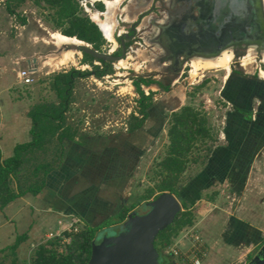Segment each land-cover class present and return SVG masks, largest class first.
<instances>
[{"label": "rangeland", "instance_id": "1", "mask_svg": "<svg viewBox=\"0 0 264 264\" xmlns=\"http://www.w3.org/2000/svg\"><path fill=\"white\" fill-rule=\"evenodd\" d=\"M72 1L76 3V12L81 16L87 15L81 6L83 2L86 3L87 7L89 6L91 18L92 14L96 11L103 13L106 10L105 0H103L102 3L99 0L93 1L92 6L88 4L90 0ZM153 2L154 0H118V4H116L112 11L115 24V28L112 32L113 40L107 41L104 39V43L100 46L99 50L104 52L109 49L118 50L119 43L118 40H116V33L119 31H127L129 22L136 19L137 13L147 9ZM99 4H101V9L97 7ZM9 5H11V3ZM103 6H105V8L102 10ZM154 6L153 11L143 16L140 20L138 24L140 32L137 31L132 39L124 41V54L122 59H119L122 60L124 64L117 67L119 60L106 62L109 71L101 76H96L94 72L101 68L97 60L84 56L83 53L78 52L74 47L67 48L56 46L53 43L52 35L54 33L62 34L60 32L62 26L56 24L57 14L54 12V7H50L44 0H23L19 5L13 7L12 12H10L6 10V0H0V60L4 63H8L11 62V60L18 59L16 64H14L16 66H7L9 68V76L12 78V87L10 90L16 94V98L25 100L24 107L26 111L32 113L36 110V107L40 106L41 112L49 114L54 110V107H56L55 109L61 108L60 102L63 99L57 96L55 91L51 88L54 82L53 77L57 74L70 71L71 69L88 72L86 76L73 77L71 87L68 89L67 94L68 103L61 115L60 129L57 130V132L52 131L50 126H48L49 123L47 124L48 120H46V125L42 130L45 134L44 141L39 147L24 152L23 162L19 170L16 172L15 177H11L9 180V186H11V188L15 189L16 182L24 186L27 181L31 180L33 177H40L42 174V167L39 168L35 175L32 174V168L37 164H45L46 166L54 167L56 164L58 165L59 162H61V164L63 162V167L66 168V170L63 171L62 176H66V171L72 172L75 170V167L70 165V160L68 159L65 163L63 159L61 160V153L59 154V151L61 152V146L64 145L62 142L65 141V138L61 139L60 145L57 140V135L59 132H69L73 133L76 139L87 136V139L92 140V142L90 140L89 142L92 143L93 147L96 146V144H103V146H105L104 150H102V148H99L100 150L94 149L95 156L107 157L109 155L108 159H110V156L113 154L114 156L117 153L121 154L120 148L124 149H121L122 152H125V157L129 158L126 161L128 164L126 166L127 169H123L120 172L117 168H113L112 171V173L120 172L118 174L119 176H117L120 182L126 177V180L124 179V189H121L119 193L122 195L126 192L127 197L125 200L120 199L119 203L122 201L127 204V206L135 205L133 210H143L144 207H141L142 204L145 201L153 199L154 196L159 193L156 189H153L150 197L144 199L146 189L151 188L158 178V176H155L153 173L156 170L155 165L163 155L167 144L166 130L170 124L171 112L177 110L182 105H189L200 114L205 115L206 125L211 133V138L205 140L204 143H202L203 141H196L191 148V155L189 158H192V161L187 163L186 169L179 177L181 187L178 190L179 195L176 197L178 199L185 198L186 202H188V206L192 205V214H194L193 211L195 209H202V200L204 201L205 196L203 195L204 192H202L201 186L194 184L193 187H191L193 197H189L187 191L183 189L187 185L191 186L194 177L202 173L204 163L211 156V152L207 153L206 151L208 148H210L211 151V149L218 145L231 143L228 139L224 138V134H221V137L224 139L220 140L218 137L221 131H223L222 126L224 119L227 121V117L230 118L229 114L232 112V98H230L232 94L221 93L220 89L223 85L222 80L228 77L230 73L227 74L226 69L223 67H210L201 68L196 74L192 75L191 70H193V63L191 60L188 65L189 60H187L186 64L182 66V69L176 76L168 77L167 74H163L162 68L166 67L168 62L166 61L167 59H158V57L164 52V48L160 44L151 43L150 40H148L154 32H157V24L160 25L161 22L165 20V18H162V16L165 15L164 11H162L161 8H157V3H154ZM86 17H88V15ZM122 18L124 20H122ZM151 19L153 22H151ZM251 48H253V46ZM248 49L247 47L246 51V49L242 48L235 52L232 55V61L230 63L233 73L237 76V86L240 89L238 94L240 95L242 93L245 95L246 91L249 92V96L244 98V100L247 101L250 100L251 95V97H253L257 96V94L259 96L264 94L262 91L264 73L260 72V77L257 76V69H262L261 71L264 72V61H262L264 51L251 50L249 52ZM66 51L71 52L73 61H69L58 67L54 66ZM31 59H34L35 65L33 67L36 69L33 75V81L27 86L21 85L14 76L15 70H13L14 68L12 69V67L25 66L27 61L29 63ZM238 62H243V64L239 65ZM136 75L153 77L155 83L157 81L160 85L157 84L156 86V84H150L149 86L142 87L146 92L149 91V88H152L151 105L146 109L147 117L143 122V127L128 133V131H126L128 125L133 121L134 117H139L135 101L137 94L131 81ZM253 84H256V88H254ZM162 85L167 86V88L163 90ZM220 95L222 100L219 98ZM241 102H243V100ZM245 104L246 102H243L242 106ZM254 105L251 104L248 105V107L252 108ZM247 111L248 109L246 106L242 108V114L235 115L238 116V118L243 117L242 119L240 118L243 125H237L241 128L244 126H255V129L259 130L257 132L261 133L264 128V106L260 114L257 112V114L261 116V122L259 123L251 124L247 122V120H245L248 119V117L245 118L248 116ZM224 116L226 117L224 118ZM229 123H232L231 120H229ZM235 126L233 127L234 132ZM231 133L234 135L233 131H231ZM230 137L232 138V136ZM146 145H150V147ZM259 146L260 145H258L257 148H259ZM115 148L117 150H114ZM253 151L246 152V154L243 155L244 158H246L248 154H251L250 158L256 157L254 154L256 150L254 149ZM89 153H91L89 157L95 160L92 152ZM65 157H68V155L66 154ZM118 158L119 156L116 157V160ZM215 158L217 160L219 159L217 156H215ZM119 163H121V160L116 162L117 165H119ZM123 163L125 162L123 161ZM80 164L78 168L81 167L83 169L84 164ZM101 167L103 168L104 164H102ZM119 168L122 169V164ZM254 168L256 169H253L254 172L250 174L258 179L253 177H251V179L257 180L259 184L256 185V187L250 186V192L252 193V198L258 200L256 202L261 206L260 211L262 213V211L264 212V156L260 158L259 162L255 163ZM107 169L108 168L104 167L105 171ZM83 177V175H76L72 181L77 183L78 179ZM199 181H202V178L199 179ZM126 182L129 183L126 184ZM203 182L202 184H206L205 180ZM221 182L222 181H213L215 184L210 185L217 189L213 191L211 195H206L211 199H217L220 207H223L227 205L225 192H220L218 196L216 194L219 192V189L222 188V185L228 187H230V185L228 181L222 182V185ZM64 189L66 190V188ZM115 189V184L111 185L112 192ZM233 191L234 190L230 192L232 193ZM64 193L67 194L66 191ZM194 203L196 204L193 206ZM205 207L207 208V206H203V208ZM82 228H84V225H82V222H79L77 230ZM181 229H183V227H181ZM179 231L170 234L169 240L170 242H177L178 247H180V244L183 247L184 243L186 244L187 242L184 239L182 240L179 236ZM46 233L47 232H44V234ZM198 237L200 243H202L201 237L199 235ZM161 239L162 238L158 235L154 237L152 242L158 254L157 259L159 264L191 263V261H187L190 262L187 263L178 257H173L174 259L170 261L171 259L167 258V253L164 249L159 247ZM40 241L43 242V239ZM60 242L61 243L56 246V249L58 251H64L67 242H63L61 239ZM28 245L29 240H27V242L25 241V243L18 248V251H16L17 260L15 264H31L32 249L30 250V245L29 247ZM254 251L255 248L250 252V256H252ZM12 257L9 249L0 252V264H10ZM246 262L247 260L245 259L241 264H246Z\"/></svg>", "mask_w": 264, "mask_h": 264}, {"label": "crops", "instance_id": "2", "mask_svg": "<svg viewBox=\"0 0 264 264\" xmlns=\"http://www.w3.org/2000/svg\"><path fill=\"white\" fill-rule=\"evenodd\" d=\"M93 23L96 24L94 21ZM17 60H11L8 63L0 60V159L10 157L16 144L26 143L31 139V118L29 117L30 113L25 110V100L16 98V94L10 90L12 78L9 76L8 67L9 65L16 66L14 64ZM34 65V59H31L29 63L27 61L25 66L12 67V69L14 68L13 70L16 72L20 68ZM230 77L231 75L225 81L222 80V83ZM253 85L256 88V84ZM229 87L231 92L228 94H235L238 90V88L231 85ZM262 91L264 92V82ZM225 93L227 94V90H225ZM251 96L248 105L256 104L260 98L259 95ZM238 112L242 114L240 108ZM235 119L239 120L238 116H235ZM233 127L230 126L224 132V138L231 143L214 147L211 150V156L204 163L202 173L197 174L196 178L194 177L191 186L187 185L183 189L187 191L189 197H193L191 187L197 184V186H201L205 196L204 201L202 200V209L192 210L194 212L192 214V224L195 225L202 239L204 249L202 256H199L198 264H241L255 245L261 241V244L264 243V212L261 213V206L256 202L258 200L252 198L250 192V186L256 187L259 184L257 180L251 179V177L258 178L250 173L254 172L253 169H256L254 168L255 163L259 162L260 158L264 156V142L260 143L259 148L255 149L254 154L256 157L250 158L251 154H248L246 158H241L240 150L247 153L254 150L252 141L256 132L250 131L249 127L246 126L242 128L235 126L234 132ZM128 133L131 132L128 131ZM63 134H70L71 137L65 138V141L62 142L64 145L61 146L63 150L61 151L62 157L61 155L60 157L65 163L69 159L70 165L74 166L75 170L72 172L66 171V176H62L66 168L63 167V162L62 164L59 162L58 165L56 164L44 174L43 185L38 193L34 195L29 192L24 193L0 208V252L8 249V246L14 242L16 237H23L14 251L11 252L13 256L11 260L14 259V264L17 260L16 251L25 241L29 240L30 247L29 245L28 247L31 250L36 244L42 242L40 240H46L44 232L57 230L56 220L64 215L79 218L84 227L99 229L108 224L118 225L124 220L126 214L135 208V205L127 206L122 201L119 203L120 199L125 200L127 197L126 192L122 194L123 196L119 193L121 189H124L123 185L126 177H124L125 180L122 179V182L117 177L123 169H127L128 164L126 161L129 158H126V153L122 152L124 149L118 147L121 154L117 153L115 156L113 154L110 159H108L109 155L107 157L102 156V158L95 156L94 149L100 150L102 148L104 150L105 146L103 144H96L94 148L91 143L92 140L87 139V136L76 139L73 133L63 132ZM218 137L221 140V133ZM146 146L150 147V145ZM89 152H92L95 160L89 157V154H91ZM66 154L68 157H65ZM117 156L119 158L116 160ZM215 156L219 159L217 160ZM120 160L121 163L117 165L116 162ZM80 163L84 164L83 169L78 168L81 165ZM102 164L108 168L106 171L104 167H101ZM121 164L122 169L119 168ZM113 168H117L120 172L112 173ZM76 175H83L84 177L79 178L77 183H74L72 179ZM201 178L202 181H199ZM204 180L206 184H202ZM213 181L229 182L230 187L222 185L221 182L222 188L216 194L218 196L220 192H225L226 206L220 207L217 199H211L206 195H211L213 191H216L217 188L211 186L215 184ZM129 182H126V184ZM113 184H115L116 189L112 192L111 185ZM229 189L234 191L231 193ZM65 191L67 194L64 193ZM203 206H207V208H203ZM188 208L191 210L192 205ZM122 213L123 218L119 219ZM186 242L188 244L184 243L183 247L180 244L179 249L181 252L190 249L188 248L189 241L186 240Z\"/></svg>", "mask_w": 264, "mask_h": 264}, {"label": "trees", "instance_id": "3", "mask_svg": "<svg viewBox=\"0 0 264 264\" xmlns=\"http://www.w3.org/2000/svg\"><path fill=\"white\" fill-rule=\"evenodd\" d=\"M22 1L23 0H6V10L12 12L13 7L19 5ZM44 1L50 7H54V12L57 14L56 24H58V26H62L60 29L62 34L87 42L93 49L99 50L100 46L104 43V38L102 37L96 24L90 21L86 16H81L76 12V3H73L72 0ZM10 3L11 5H9ZM97 7L98 9H101L100 5ZM83 55L90 58L87 54ZM97 61L100 63L101 68L100 70H96L94 72L95 75L101 76L107 73L109 68L105 65L106 62H102L100 60ZM87 74L88 72L86 71L71 69L70 71L57 74L53 77L54 82L52 83L51 88L55 91L57 96L62 97L63 100L60 102L61 108L55 109L56 107H54V110L47 114L41 112L40 106L36 107V110L29 114V117L31 118L30 141L16 144L10 157L0 159V208L24 193L29 192L31 194H36L40 191L43 185V176L53 168L51 166H46L45 164L35 165L32 168V174L35 175L40 167H42V174L40 177H33L31 180L27 181L24 186H21L20 183L16 182L15 189H13L9 186V180L11 177H15L16 172L19 170V167L23 162L24 152L39 147L44 141L45 134L42 130L46 125V120H48L47 124L49 123L48 126H50L52 131L55 132L60 129L61 115L68 103L67 94L68 89L71 87L72 79L74 76L83 77ZM229 81L230 78L227 81L228 84ZM153 82L155 83V81L151 78L142 77H137L132 80L134 90L139 96L137 98V112L142 114V117L133 118V121L128 127L129 132L134 131L142 125L144 118L147 116L146 109L151 105L152 92L145 95L143 90L140 88V83L148 85ZM239 90L240 89L238 88L237 91ZM223 92L225 93V90ZM259 100L261 101V104L256 110L254 120L251 124L259 123L261 120V116H259V114L264 106V101L261 96ZM257 112H259V114H257ZM248 129L252 132H256L253 136L254 139L252 142L254 149H257L258 145L264 142V128L261 133L257 132L259 130H256L255 126H250ZM166 136L167 144L165 150L155 165L156 170L153 173L155 176L157 175L158 178L155 180L154 185L151 188L146 189L144 199L150 197L153 189H156L159 193L169 191L175 196L179 195L178 190L181 187L179 177L186 169L187 163L192 161V158H189L191 155V148L196 141H203L202 143H204L205 140L210 139L211 133L206 125L205 115L200 114L189 105H182L177 110L171 112L170 124L166 130ZM70 137V134L65 135L62 132L58 133L57 140L61 145L62 138ZM206 151L207 153L211 152L210 148ZM60 153L61 152L59 151V154ZM245 154V151L240 150L241 158H243V155ZM179 200L182 210L176 214L172 224L159 231L156 235H159V237L162 238L159 246L162 249L171 243L169 240L171 236L170 234H174L176 231H179L181 227L192 224V212L188 208V202H186L185 198H180ZM122 218L123 213L120 215L119 219ZM96 230L97 229L95 227H84L75 233L64 232V235H68L70 237L64 251H58L56 249V246L61 243L60 237H52L36 244L32 248L31 264H86L90 253V243ZM22 238V236L16 237L14 242L8 246L10 252L14 251L15 247ZM10 264H14V259L11 260Z\"/></svg>", "mask_w": 264, "mask_h": 264}, {"label": "water", "instance_id": "4", "mask_svg": "<svg viewBox=\"0 0 264 264\" xmlns=\"http://www.w3.org/2000/svg\"><path fill=\"white\" fill-rule=\"evenodd\" d=\"M203 3L202 22L205 26L202 27V38H199L201 33L195 24L188 29L189 34L181 28L179 34L176 33V44L180 47L176 54L184 55L186 50L187 54L198 53V46H206L220 34L228 38L233 29L238 35L237 40L243 41L247 46H256L250 43H257L258 39L264 44L263 0H203ZM196 16H199V12ZM215 22L218 24L215 25ZM96 26L104 37L103 31L97 24ZM132 29L133 25L130 31ZM127 37L124 33L118 38L120 49L117 55L110 53V49L105 52L93 49L89 43L79 39L77 40L80 44L75 48L95 60L112 62L122 58L125 49L123 38ZM224 45L223 42L222 46ZM215 55L217 54L210 56L203 52L200 59L213 58ZM141 207L144 209L127 213L118 225L108 224L95 231L86 264H159L158 254L152 244L153 239L159 231L172 223L176 214L182 210L181 203L174 194L163 191L153 199L145 201ZM253 248L255 251L250 256ZM253 248L245 258L246 264H256V261L257 264H264V243H259Z\"/></svg>", "mask_w": 264, "mask_h": 264}, {"label": "flooded vegetation", "instance_id": "5", "mask_svg": "<svg viewBox=\"0 0 264 264\" xmlns=\"http://www.w3.org/2000/svg\"><path fill=\"white\" fill-rule=\"evenodd\" d=\"M154 3H157V8H161V10L164 11L165 15H163V16L161 15V16H162V18H165V20H163L160 25L157 24V28H158L157 32H154V34H152V36H150V38L149 39L147 38V39L150 40L151 43L160 44L164 48L163 49L164 52L161 53V55L158 57V59L159 58L167 59L166 61L168 62V64L166 65V67L162 68V73L167 74L168 77L176 76V74L182 69V66H184L186 64L187 60H189L188 61V65H189L190 61L192 59L198 58V57H199L198 59L202 58L203 52L206 55H210V56L213 53H215V54H217L213 57V58H215L216 56H218L220 53H222L224 50H227V49H231L233 54L242 48L246 49V51H247V47H248L247 45L248 44L244 43L243 41H241V42L238 41L237 40L238 35H237V33H234V31H233L234 29H233L230 31V37L228 36V38H225L226 36H223L222 34H220L219 37L213 38L212 40H210L206 46H205V44H203V46L201 44L200 47L198 46L197 47L199 49L198 53L187 54V52H186L187 50H186V51H184V55H180L178 53L176 54V51L180 49L179 45L176 44V39H178V37L176 36V33L178 35L179 30H181V28L183 30H185V32L187 34L190 26H192V25L194 26V24H195V25H197V27L199 29L198 32L201 33V34H199V38H202V27L205 26V24H203V22H202V6L204 5L203 0H154V2L151 5H149V7L147 9L137 13L136 19L129 22V26H128L127 31H119L116 33V40H118L120 35L122 36V34H124V33H126L128 35L127 38H123L124 41H126L127 39L128 40L132 39L135 36V34L137 33V31L140 32V28H138V24L140 23V20L142 19L143 16H145L149 12L153 11V9L155 7ZM99 5H101V4H99ZM103 9H104V6H103L102 10ZM198 12H199V16L197 17L196 15ZM85 16H87V15H85ZM195 17H197V18H195ZM88 19L92 20L91 17H89V16H88ZM122 20H124V19L122 18ZM151 22H153L152 19H151ZM217 24L218 23L215 22V25H217ZM132 25H133V29H132V31H130V27ZM260 32H261V30H260ZM216 35H217V33H216ZM223 42L225 43L224 46H222ZM261 42H263V41H261ZM118 43H119V40H118ZM262 46L263 47H261L259 45L254 46L252 48V50L264 51V44H262ZM118 48L120 49V46H118ZM119 49L118 50L111 49L110 53L117 55V54H119ZM213 58H209V59H213ZM202 60H206V59H202ZM242 64H243V62H241V64H239V65H242ZM230 70L231 71H230L229 75H231V77H230L229 84L227 82L228 80L223 83V85L220 88L221 93H223L224 90H227L228 93L231 92L229 85H231L232 87L238 88L237 76L235 73H233L231 67H230ZM261 70L262 69H259V72ZM257 76L260 77V73L258 74V69H257ZM137 77L151 78L150 76H148V77L144 76L143 77L142 75H136L134 78H132V80L137 78ZM151 79L154 80L153 77ZM225 79L223 81H225ZM157 83L160 84L159 82H157ZM157 83L153 82V83H149L148 85H143L140 83V88L142 89L143 86H149L150 84H156V86H157ZM162 88L164 90L165 88H167V86L162 85ZM151 91H152L151 88H149V91H147V92L145 90H143L145 95ZM221 95H223V94H221ZM221 95L219 96V98L222 100ZM245 95H243L242 93L239 95L236 91L235 94H232V96H230V98H232V102H231L232 112H231V114H229L230 118L227 117V121H226V119H224L225 123L223 121V126H222L223 131H221V134H224V132H226L227 128H229L230 126H235L237 124L243 125L241 123V120H240V118L242 119L243 117H240L239 120L235 119V115L239 114V112H238L239 108L242 111V108H245L247 106L248 116H246L245 118L248 117V119H245V120H247V122H249V123H251L254 120L255 112L260 107V104H261L260 100L256 102L255 107L249 108L248 107V101L244 100V98H247L249 96V92L246 91ZM138 97L139 96L137 94V98ZM137 98L135 100L136 104H137ZM151 99H152V95H151ZM262 99L264 101V94L262 96ZM242 100H243V102H246V104L244 106H242V103H243V102H241ZM137 109H138V104H137ZM140 117H142V114H139L138 118H140ZM146 117L144 118V120L146 119ZM225 117L226 116H224V118ZM144 120H143V122H144ZM229 120H231L232 123H236V124L229 123ZM143 122L139 128L143 127ZM260 122H261V120H260ZM127 130H128V128H126V131ZM221 139H224V138L221 137ZM167 258L168 259L170 258L171 259L170 261H172L174 259L172 256H170L168 254H167ZM256 264H257V261H256Z\"/></svg>", "mask_w": 264, "mask_h": 264}, {"label": "built area", "instance_id": "6", "mask_svg": "<svg viewBox=\"0 0 264 264\" xmlns=\"http://www.w3.org/2000/svg\"><path fill=\"white\" fill-rule=\"evenodd\" d=\"M93 1L98 0H90L88 4L92 6ZM99 1L102 2V0ZM81 6L84 12L87 13V15L90 17L91 10L89 9V6L87 7L85 2L81 3ZM238 63L241 64L240 62ZM35 70L36 69L33 66H28L22 69L20 68L15 72L16 79L19 83L23 85H28L33 81V75L35 73ZM79 222L80 219L75 216L64 215L62 216V218L56 220L57 230L48 231L45 234V239H49L52 237H60L63 242L66 241L68 243L70 237L68 235H64V232H77V225ZM198 235V231L194 224L184 226L183 229L179 231V236L182 239H186L187 241H189L190 249L186 250L185 252H181L178 247V243L171 242L168 246L164 248V251L172 257H178L183 261H191L192 264H198L199 256H202V254L204 253V249L202 247V243H200Z\"/></svg>", "mask_w": 264, "mask_h": 264}, {"label": "bare ground", "instance_id": "7", "mask_svg": "<svg viewBox=\"0 0 264 264\" xmlns=\"http://www.w3.org/2000/svg\"><path fill=\"white\" fill-rule=\"evenodd\" d=\"M117 2H118V0H105L106 10L103 13L96 11L95 13L92 14L91 19L94 22H96V24L103 31L104 38L107 41L113 40L112 32L114 30L115 24H114V19H113L114 16L112 17V11L115 8L116 4H118ZM104 8H105V6H104ZM52 41L56 46H63V47H67V48H70V47L75 48L76 45L80 44V42L77 40V38L69 37V36H66V35H63L60 33H54L52 35ZM261 41H262L261 39H258L256 41L257 43H250V44H256V46L259 45V46L263 47L262 46L263 43ZM248 48H249L248 51L250 52L252 50L251 46H248ZM232 55H233L232 50L227 49V50H224L222 53H220L218 55V57H216L215 59L213 58L214 60L213 59H206V61L205 60L203 61L202 59L199 60L198 58H194V59H192L193 70H191L192 71L191 74L192 75L196 74V72L201 68H210V67H223L224 69H226L227 74H229L231 71L230 70V63L232 61ZM72 56L73 55L71 54V52L66 51V53L63 54L62 57L59 59L58 63H55L54 66L58 67L60 65L68 63L69 61L72 62L73 61ZM118 60H116V61H118ZM262 61H264V55H263ZM117 64H118L117 67H119V66H122L124 63L122 62V60H119ZM260 72L263 73V71H260Z\"/></svg>", "mask_w": 264, "mask_h": 264}]
</instances>
